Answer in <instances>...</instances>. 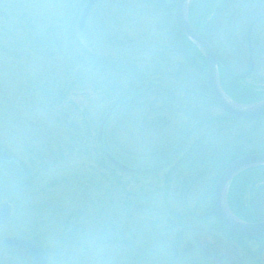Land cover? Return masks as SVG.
<instances>
[{
    "label": "rangeland",
    "instance_id": "1",
    "mask_svg": "<svg viewBox=\"0 0 264 264\" xmlns=\"http://www.w3.org/2000/svg\"><path fill=\"white\" fill-rule=\"evenodd\" d=\"M83 2L0 0V142L30 174L12 198L7 193L13 185H3L0 192V208L12 207L0 226V264H33L6 246L5 239L13 236L41 245L49 264H223L215 257L212 237L218 220L205 218L207 208L198 205L217 174L193 173L195 185L182 192L187 172L176 167L180 153L175 148L184 135L173 137V127H159L134 141L133 125L118 127L131 114L116 115L107 135L114 154L139 167L170 161L147 174L114 169L102 160L98 143L112 103L141 84L131 69L153 80L154 89L159 81L169 83L168 77L179 79L172 82L184 88L185 72L177 63L182 58L172 55L176 33L166 11L143 0H99L81 30ZM68 18L77 21L74 32ZM233 19L228 15L218 28L222 39L224 28L233 30ZM245 29L253 34L258 24L253 21ZM69 36L81 39L82 48H73L76 54ZM143 109L132 116L146 113ZM228 128L242 135L252 125L239 122ZM161 148L168 152L148 155Z\"/></svg>",
    "mask_w": 264,
    "mask_h": 264
},
{
    "label": "trees",
    "instance_id": "2",
    "mask_svg": "<svg viewBox=\"0 0 264 264\" xmlns=\"http://www.w3.org/2000/svg\"><path fill=\"white\" fill-rule=\"evenodd\" d=\"M87 1L88 0H84L85 4ZM143 1L146 2V0ZM85 4L83 7H85ZM158 7L166 11L167 21L170 23L172 30L176 33L175 47L173 48L174 53L172 55H179L180 58H182V60L177 61V63L180 65L182 71L184 70L185 72L182 73L184 88L179 89L177 85L172 82L173 80L179 81L176 77L174 79L168 77L167 82L169 83L159 81L160 85L158 88H152L150 91L132 100L122 108L125 116L128 114H131V116H129V120L126 117H122L118 127H122L123 125L121 126V124L123 123H127L129 126L133 125V131L129 130V132H132V137L135 138L134 141L137 139V136L141 134L146 137V135L159 131V127L162 129L165 127L168 129L173 127V137L179 136L180 138L183 135L184 137L187 136L186 146L179 149V151H176L175 148L176 153H180L179 158H177L178 164L176 163V167H182V169L187 172V179H184L182 192H189L191 187L195 185L196 181L191 177L193 173L199 172L202 177L211 170H214V173L217 174L216 179L213 181L211 187L201 194L198 205L207 208L204 215L205 218L211 215H215L217 218L213 208V191L216 182L226 167L236 159L243 155L264 153V117L243 120L230 117L224 112H222L221 115L214 113L215 109H219V107L210 95L206 75L201 70V68L205 70L207 67L205 58L200 50L177 28L174 22V14H172V9L174 10V7ZM228 15L230 18H234L231 23L233 30H231V27H228L229 29L224 28L223 34L225 36H223L222 39L219 36L221 31H219L218 28L224 27V21ZM189 18L195 31L213 46L224 65L220 67V77H222L221 82L225 92L232 99L242 104H253L264 100V89H261L264 87V74H261V71H264V31L262 30L264 29V0H194L190 6ZM68 20L72 26L69 31L74 32V26L77 21L75 22L72 18H68ZM253 21L258 24V32L256 31L251 34L254 61L256 64L259 62L262 65L259 71H257L258 75L253 77L254 74L252 77H249L250 79L248 77L242 79L238 76L240 73L245 74L248 72L249 68L245 65L250 63L248 56V34H246L245 27L247 25L250 26ZM237 31H239V33L243 32L245 36L241 39H236L239 34ZM69 38H71V36H69ZM71 39L74 41V44L71 43L69 46L71 53L74 54L73 48H75L76 45H80L79 48H82V43L79 36H73ZM85 52L88 53L87 50ZM241 63L245 64V69L240 70L238 65ZM189 69L193 72L190 73ZM131 72L132 74L134 72L132 75L134 81L138 83L148 82V77H144L145 75H141L137 70L134 71L131 69ZM161 76L163 80L165 75ZM149 82L153 83V80ZM133 84H135V82ZM255 84L261 85L257 87ZM69 89H71V86ZM181 92L183 96L180 95L182 94ZM46 94L49 95V93ZM48 95L46 96L49 99L52 98V96ZM152 96H154V98L150 101V97ZM142 103H149V105H143ZM143 106H146V108ZM140 108H144L143 110L146 113L141 112L134 118L136 110ZM115 118H113V121ZM113 121L111 123H113ZM239 122H250L252 128L242 135H240L242 132L234 135L232 131H230V128H228L229 131L227 130V125H237ZM261 122H263V124H261ZM119 132H121L120 129L118 133ZM112 135L114 141L115 134ZM177 145L178 144H176V147ZM160 152L164 153L168 152V150L167 148H161L148 152V155L153 156ZM132 155L138 156L140 153ZM101 156L103 161H108L102 153V150ZM119 158L133 166H137L135 162H130L124 157L119 156ZM16 161L19 164H17ZM166 162H168L169 165L170 161L167 160ZM23 167H25V163L18 160L15 154L0 142V192L3 185H13L7 193V196L12 198L16 191L19 190V183H28L30 174L26 170L23 171ZM114 169L119 170L116 167H114ZM182 169L181 171L183 174L184 170ZM21 173L22 176H20ZM182 174L181 176L184 175ZM25 175L28 176V179L24 178ZM21 178L24 179V182ZM228 202L233 213L242 220L247 222L263 221L264 166L246 170L236 176L229 188ZM217 223L216 227L226 232L230 236L232 242L240 246L250 257L256 259L264 253V235L257 237L240 236L225 228L219 220Z\"/></svg>",
    "mask_w": 264,
    "mask_h": 264
},
{
    "label": "water",
    "instance_id": "3",
    "mask_svg": "<svg viewBox=\"0 0 264 264\" xmlns=\"http://www.w3.org/2000/svg\"><path fill=\"white\" fill-rule=\"evenodd\" d=\"M98 0H89L80 19V28L83 29L87 17ZM153 4L163 7L175 5V22L180 32L191 41L202 53L207 62V83L210 94L217 105L231 117L252 120L264 117V100L253 104H241L227 95L221 85L219 78L218 59L211 44L198 34L189 20L190 5L194 0H147ZM152 83L139 84L115 100L104 116L99 128V144L107 160L115 167L129 173L145 174L160 170L167 166L161 164L156 167H136L130 165L116 156L109 146L107 133L109 125L114 116L126 104L152 89ZM184 139L177 147L178 151L185 143ZM264 166V153L248 154L233 161L223 171L218 179L213 193V207L219 221L231 232L245 237H256L264 235V220L258 222H247L236 216L228 202V190L233 179L242 172ZM12 214V207L6 203L0 208V225L5 223ZM5 244L16 247L32 259L34 264H48V260L40 245L23 237H8Z\"/></svg>",
    "mask_w": 264,
    "mask_h": 264
},
{
    "label": "flooded vegetation",
    "instance_id": "4",
    "mask_svg": "<svg viewBox=\"0 0 264 264\" xmlns=\"http://www.w3.org/2000/svg\"><path fill=\"white\" fill-rule=\"evenodd\" d=\"M215 53H216V51H215ZM216 55H217V53H216ZM248 56L250 59V63L246 64V65L241 63L238 66L240 67V70H242V69H245V67H244V65H245L247 68H249V70L245 74L240 73L238 76L239 78L244 79L247 77L248 78L252 77L254 74L255 75L253 77L258 75L257 71H259L262 64H260L259 62H257V64L255 63L254 51H253L252 47L248 48ZM217 57H218V55H217ZM218 60H219V71H220V67H222L224 65L222 64L219 57H218ZM263 65H264V63H263ZM263 69H264V67H263ZM201 70L206 75V81H207L206 69L204 70L201 68ZM221 80H222V77H221ZM121 112H123V111L121 110ZM186 144L184 146H186ZM215 231H216L215 234H213V236H212L213 240L217 243V248H216L217 250L215 252L216 253L215 257L217 256V258L219 260H221L223 262V264H239V263L244 264L246 261H252V262H255V264H263L264 263V253H262V255L260 257H257L256 258L257 261H256V259L250 257L247 253H245L240 248V246H238L235 242H232L230 236L226 232L221 231V229H219L217 227L215 228ZM10 248H14V247H10ZM232 248H233V250H232ZM18 250H20V249H18ZM20 251L23 252L31 260V258L24 251H22V250H20ZM221 252L223 254H221ZM31 262H33V261L31 260Z\"/></svg>",
    "mask_w": 264,
    "mask_h": 264
}]
</instances>
